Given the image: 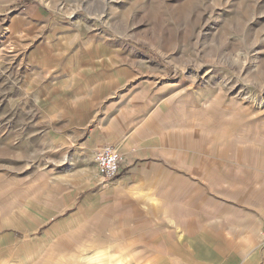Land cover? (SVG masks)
I'll use <instances>...</instances> for the list:
<instances>
[{
    "label": "rangeland",
    "instance_id": "rangeland-1",
    "mask_svg": "<svg viewBox=\"0 0 264 264\" xmlns=\"http://www.w3.org/2000/svg\"><path fill=\"white\" fill-rule=\"evenodd\" d=\"M0 264H264V0H0Z\"/></svg>",
    "mask_w": 264,
    "mask_h": 264
},
{
    "label": "built area",
    "instance_id": "built-area-1",
    "mask_svg": "<svg viewBox=\"0 0 264 264\" xmlns=\"http://www.w3.org/2000/svg\"><path fill=\"white\" fill-rule=\"evenodd\" d=\"M94 161L101 181L106 184L120 174L124 154L119 145L106 143L95 152Z\"/></svg>",
    "mask_w": 264,
    "mask_h": 264
},
{
    "label": "crops",
    "instance_id": "crops-1",
    "mask_svg": "<svg viewBox=\"0 0 264 264\" xmlns=\"http://www.w3.org/2000/svg\"><path fill=\"white\" fill-rule=\"evenodd\" d=\"M116 179V178H115ZM111 183H113V181H111V182H107L103 187H111Z\"/></svg>",
    "mask_w": 264,
    "mask_h": 264
}]
</instances>
